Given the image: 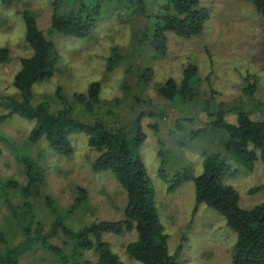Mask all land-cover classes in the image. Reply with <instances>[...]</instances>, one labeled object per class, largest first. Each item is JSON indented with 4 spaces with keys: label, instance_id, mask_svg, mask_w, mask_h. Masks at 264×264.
I'll return each mask as SVG.
<instances>
[{
    "label": "rangeland",
    "instance_id": "1",
    "mask_svg": "<svg viewBox=\"0 0 264 264\" xmlns=\"http://www.w3.org/2000/svg\"><path fill=\"white\" fill-rule=\"evenodd\" d=\"M55 1L19 0L10 6L0 3V49L9 51L8 60L0 65V95H17L13 78L20 70L21 59L32 55L25 42V25L21 16L26 10L34 16L38 28L55 45L60 56L54 76L34 86V102L44 103L53 111L58 110L61 103L57 98V90L64 97H71L73 94L85 93L92 82L100 85L103 110L106 108L113 112L117 120L126 121L134 112L142 109L132 103L133 96L150 102L153 110L161 112L163 117H147L143 120L147 139L141 155L155 186L156 206L169 236L170 254L178 264H232L231 250L235 235L225 226L224 220L207 207L195 205L193 182H185L174 192H168V182L163 181L158 173L164 163L162 171L168 179L183 168L198 175L202 170L204 151L224 155L222 141L225 136L219 130L205 129L208 119L201 110L163 100L157 95V89L170 78L179 82L183 70L189 64H194L199 72L203 100L210 96L215 102L224 103L241 99L245 102L243 110L253 120H264V22L260 15L248 2L200 0L209 11V20L202 33L190 39L169 35L166 56L151 63V81L146 87L140 88L135 75L128 72V68L140 62L134 53L133 43L137 31L145 27V20L130 15L122 6H114L115 0H65L62 10L76 8L81 1L86 5L99 2L106 8L102 20L89 36L84 39L63 37L52 33L50 29ZM145 3L147 12L153 13L151 0H145ZM114 47L125 55V59L109 71L107 59ZM246 78L256 86L254 103L242 98L241 91ZM124 85H128L130 91L124 90ZM3 113L0 108V115ZM184 118L193 121L186 123ZM226 119L230 123L235 122L233 114ZM177 122L182 125L180 129L175 127ZM31 128V122L18 117L0 124V131L23 150L27 149L42 166L45 180L41 195L51 197L60 211L72 203L77 187L86 190L88 203L85 210L77 212L67 220V224L72 229H78L94 222L122 220L125 194L110 173L92 172L91 162L96 154L87 147L85 137L72 136L73 154L60 157L42 143L27 146ZM202 129H205L202 134L194 135ZM0 149L3 178L14 179L22 184L21 167L2 142ZM229 163L237 167L233 161ZM225 183L237 192L242 208H252L264 201V164L256 162L251 172H242L226 179ZM13 201L18 202L16 196ZM35 207L37 219L47 230L51 223L50 215L42 202L35 204ZM7 215L6 208L0 205V224L6 230L11 244L15 245L21 240V235L7 222ZM135 238L134 231L103 236L124 264H137L125 252L126 245ZM50 242L67 254L71 251V244L62 237L53 238ZM84 259L95 261L96 256L86 252ZM20 262L59 264L54 256L41 248L23 257Z\"/></svg>",
    "mask_w": 264,
    "mask_h": 264
},
{
    "label": "trees",
    "instance_id": "2",
    "mask_svg": "<svg viewBox=\"0 0 264 264\" xmlns=\"http://www.w3.org/2000/svg\"><path fill=\"white\" fill-rule=\"evenodd\" d=\"M17 1L0 0V3L10 6ZM64 1L57 0L52 5L51 32L63 37L86 38L102 20L105 6L99 2L86 5L81 1L76 8L62 10ZM240 1L250 3L264 22V0ZM113 5L124 7L130 15L139 16L146 23L144 28L137 31L133 43L134 53L140 62L128 68V72L135 75L140 88L151 81V63L166 56L169 35L190 39L201 34L209 20V11L200 0H151L154 12L150 14L145 0H115ZM21 16L25 25V42L32 55L21 59L20 70L13 78L17 95H0V108L4 112L0 115V124L14 117L31 122L27 146L42 143L60 157L73 154L72 136L85 137L87 147L96 154L91 162L92 172L110 173L114 177L125 194V206L120 221L94 222L72 229L67 220L85 210L88 203L86 190L77 187L72 203L60 211L51 197L41 195L45 180L42 166L27 149L23 150L0 131V142L21 167L24 180L21 184L14 179H5L0 171V205L7 210V222L21 235V240L12 245L0 224V264H21V259L37 248L54 256L59 264H124L103 236L131 231L135 232L136 238L126 245L125 252L137 264H178L169 252V236L156 206L155 186L141 155L147 139L143 120L147 117L162 118L163 115L153 110L150 102L135 95L132 103L142 109L134 112L126 121L117 120L113 112L106 108L103 110L104 102L100 99L101 88L97 82H92L85 93L71 97H64L57 90L61 103L58 110L53 111L44 103H35L34 86L54 76L60 56L55 45L38 28L34 16L26 10ZM8 58L9 51L1 48L0 65ZM124 59L125 55L118 48H112L107 59V70H114ZM123 89L130 91L128 85H124ZM255 91V83L246 78L242 98L253 102ZM157 95L169 102H179L189 109L198 108L208 119L205 129L219 130L225 136L222 141L224 155L204 151L202 170L198 175L183 168L168 179L162 171V163L158 173L163 181L168 182V192H174L185 182H193L195 205H203L214 211L235 235L231 250L232 264H264V201L244 209L240 206L237 192L225 183L226 179L242 172H251L256 162L264 164V120H253L243 110L245 102L241 99L224 103L215 102L210 96L203 100L199 72L194 64H189L183 70L179 82L170 78L159 85ZM231 114L235 116L234 123L226 119ZM184 119L186 123L193 121L191 118ZM175 127L180 129L182 125L177 122ZM205 129L198 130L194 135L202 134ZM159 155L162 156V153ZM15 196L18 202L13 201ZM40 202L51 217L47 230L37 219L35 204ZM56 237H62L71 244L70 253H65L50 242ZM86 252H92L96 260L84 259Z\"/></svg>",
    "mask_w": 264,
    "mask_h": 264
}]
</instances>
